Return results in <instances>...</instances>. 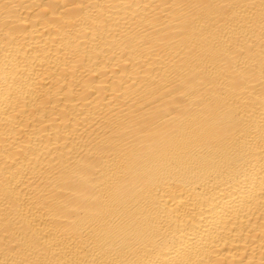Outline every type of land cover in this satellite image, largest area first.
I'll list each match as a JSON object with an SVG mask.
<instances>
[{"label": "bare ground", "instance_id": "obj_1", "mask_svg": "<svg viewBox=\"0 0 264 264\" xmlns=\"http://www.w3.org/2000/svg\"><path fill=\"white\" fill-rule=\"evenodd\" d=\"M0 264H264V0H0Z\"/></svg>", "mask_w": 264, "mask_h": 264}]
</instances>
